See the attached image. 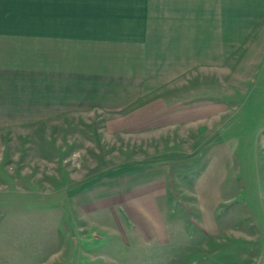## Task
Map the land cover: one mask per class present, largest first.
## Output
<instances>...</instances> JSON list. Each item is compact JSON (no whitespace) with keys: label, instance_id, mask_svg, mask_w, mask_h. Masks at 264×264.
I'll list each match as a JSON object with an SVG mask.
<instances>
[{"label":"rangeland","instance_id":"rangeland-1","mask_svg":"<svg viewBox=\"0 0 264 264\" xmlns=\"http://www.w3.org/2000/svg\"><path fill=\"white\" fill-rule=\"evenodd\" d=\"M254 43L127 110L0 126V264H264Z\"/></svg>","mask_w":264,"mask_h":264},{"label":"crops","instance_id":"crops-1","mask_svg":"<svg viewBox=\"0 0 264 264\" xmlns=\"http://www.w3.org/2000/svg\"><path fill=\"white\" fill-rule=\"evenodd\" d=\"M260 38L264 0H0V126L130 109Z\"/></svg>","mask_w":264,"mask_h":264}]
</instances>
